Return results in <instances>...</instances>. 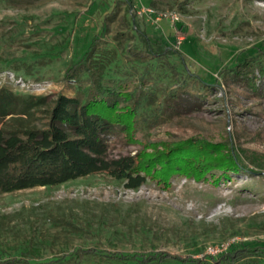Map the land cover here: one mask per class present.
<instances>
[{
  "label": "rangeland",
  "instance_id": "374dc122",
  "mask_svg": "<svg viewBox=\"0 0 264 264\" xmlns=\"http://www.w3.org/2000/svg\"><path fill=\"white\" fill-rule=\"evenodd\" d=\"M171 13L180 21L159 20ZM137 26L163 51L147 50ZM90 52L114 57L112 67L130 91L143 86L160 96L145 115L160 119L140 126L145 141L202 133L195 120L219 125L228 118L231 134L237 124L251 134L264 130V101L235 94L229 84L239 63L264 62V0H0V88L52 100L76 95L80 84L66 74ZM18 60L31 65V76L5 67ZM235 143L264 156V140L236 136ZM138 149L112 146L110 154ZM244 159L254 174L218 185L179 178L169 189L148 182L134 191L101 174L0 193V261L27 256L42 263L92 248L204 259L213 256L210 249L262 247L264 169ZM80 264L121 263L85 258Z\"/></svg>",
  "mask_w": 264,
  "mask_h": 264
},
{
  "label": "trees",
  "instance_id": "16d2710c",
  "mask_svg": "<svg viewBox=\"0 0 264 264\" xmlns=\"http://www.w3.org/2000/svg\"><path fill=\"white\" fill-rule=\"evenodd\" d=\"M136 28L147 50L152 54H156V49L163 51L161 46L155 47L144 30ZM93 54L90 52L66 74L67 80L80 84L76 95L59 94L52 100L48 96L18 94L10 87L0 88L1 194L60 187L101 174L123 182L134 191L148 182L169 189L172 181L179 178L199 183L212 179L218 185L234 176L254 174L241 156L264 169V156L241 151L235 143L236 136L249 141L264 140V130L251 134L237 124L233 135L228 118L219 125L195 120L203 132L187 138L145 141L140 126L158 122L160 115L152 120L145 115L154 113L153 106L160 96L143 86L130 91L129 81L112 67L116 59ZM5 67L31 76V65L26 62L18 60ZM230 75L229 84L235 94L248 96L262 105L263 61L245 60L231 69ZM157 109L163 115L164 101L158 103ZM41 120L46 123L40 125ZM112 146L139 149L134 155L112 156ZM85 258L110 259L121 264H264V246L232 247L219 256L204 259L166 252L124 254L92 248L42 263H32L25 256L12 257L0 264H72V261L80 264Z\"/></svg>",
  "mask_w": 264,
  "mask_h": 264
},
{
  "label": "built area",
  "instance_id": "2783aa9c",
  "mask_svg": "<svg viewBox=\"0 0 264 264\" xmlns=\"http://www.w3.org/2000/svg\"><path fill=\"white\" fill-rule=\"evenodd\" d=\"M152 12V11H150ZM162 19H165V20H169V21H172L173 23H176L178 21H180V18L179 16L176 14V13H171V14H165V15H160L159 16V20H162ZM180 44H182V42H180ZM228 247H223V249H210L209 250V253L213 256H217L219 255L220 253L224 252L225 250H227Z\"/></svg>",
  "mask_w": 264,
  "mask_h": 264
}]
</instances>
